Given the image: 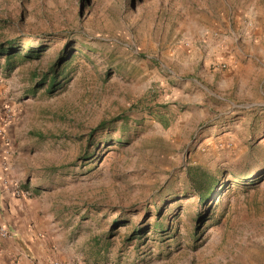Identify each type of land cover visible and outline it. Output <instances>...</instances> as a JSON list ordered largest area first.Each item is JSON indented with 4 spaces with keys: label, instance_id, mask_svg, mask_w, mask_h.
I'll list each match as a JSON object with an SVG mask.
<instances>
[{
    "label": "rangeland",
    "instance_id": "374dc122",
    "mask_svg": "<svg viewBox=\"0 0 264 264\" xmlns=\"http://www.w3.org/2000/svg\"><path fill=\"white\" fill-rule=\"evenodd\" d=\"M19 39L44 51L0 59L12 173L63 264H264V0H0ZM195 168L219 179L204 204Z\"/></svg>",
    "mask_w": 264,
    "mask_h": 264
},
{
    "label": "crops",
    "instance_id": "0c3cea01",
    "mask_svg": "<svg viewBox=\"0 0 264 264\" xmlns=\"http://www.w3.org/2000/svg\"><path fill=\"white\" fill-rule=\"evenodd\" d=\"M5 97L0 92V220L13 235H0V264H63L66 247L60 242L58 224H45L38 213L42 211L40 204L30 198H16L11 192L15 177L11 165V127L2 122L8 107Z\"/></svg>",
    "mask_w": 264,
    "mask_h": 264
},
{
    "label": "trees",
    "instance_id": "16d2710c",
    "mask_svg": "<svg viewBox=\"0 0 264 264\" xmlns=\"http://www.w3.org/2000/svg\"><path fill=\"white\" fill-rule=\"evenodd\" d=\"M21 39L11 40L0 43V59H4L3 70L5 72L13 71L20 63L26 62L32 59L40 57L41 53L44 51V48L41 45L32 46L29 45L25 48L19 46ZM71 54H66V49L57 57V60L50 66L48 74H45L40 82L37 83V86L44 84L46 82L47 93L51 94L59 89L62 85L59 82V78L64 74V67L72 59ZM66 60V61H65ZM2 69L0 65V70ZM119 119H116L118 121ZM108 124L101 123L96 129H93L88 138L93 136L97 131L105 132ZM89 142V141H88ZM195 172H188V179L193 190L191 197L196 196L200 203L207 202L210 198L214 197L215 189L219 184V179L216 177L209 176L207 173L203 172L199 168H195ZM187 194V193H186ZM154 231H156L160 236L166 235L167 233L161 227L160 224L154 226ZM143 232L139 230H133L131 232L128 241L139 240L143 238Z\"/></svg>",
    "mask_w": 264,
    "mask_h": 264
},
{
    "label": "built area",
    "instance_id": "2783aa9c",
    "mask_svg": "<svg viewBox=\"0 0 264 264\" xmlns=\"http://www.w3.org/2000/svg\"><path fill=\"white\" fill-rule=\"evenodd\" d=\"M9 121H10V114H9V111L6 110V111H4L2 122L3 123H9ZM10 189H11L12 194L18 198L26 197L29 195L27 190L21 188L15 182L10 185ZM0 235L2 237H10L13 235V233L8 231V229L2 224L1 220H0Z\"/></svg>",
    "mask_w": 264,
    "mask_h": 264
}]
</instances>
